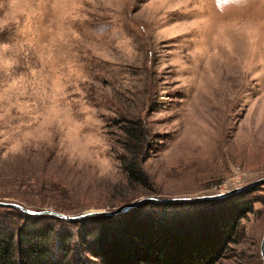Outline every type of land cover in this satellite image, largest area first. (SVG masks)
I'll list each match as a JSON object with an SVG mask.
<instances>
[{
	"label": "rangeland",
	"instance_id": "rangeland-1",
	"mask_svg": "<svg viewBox=\"0 0 264 264\" xmlns=\"http://www.w3.org/2000/svg\"><path fill=\"white\" fill-rule=\"evenodd\" d=\"M263 177L264 0H0V201L75 215L252 189L215 264H264Z\"/></svg>",
	"mask_w": 264,
	"mask_h": 264
},
{
	"label": "trees",
	"instance_id": "trees-1",
	"mask_svg": "<svg viewBox=\"0 0 264 264\" xmlns=\"http://www.w3.org/2000/svg\"><path fill=\"white\" fill-rule=\"evenodd\" d=\"M147 136L141 122L125 127L123 146L131 158L124 168L131 181L140 174L135 160L143 157ZM251 191L144 204L140 215L134 209L92 216L77 232L69 221L0 207V264H215L238 240L240 220L252 209Z\"/></svg>",
	"mask_w": 264,
	"mask_h": 264
},
{
	"label": "water",
	"instance_id": "water-1",
	"mask_svg": "<svg viewBox=\"0 0 264 264\" xmlns=\"http://www.w3.org/2000/svg\"><path fill=\"white\" fill-rule=\"evenodd\" d=\"M254 184H264V177L256 180L254 182ZM242 190H243V188H236L234 190H230V191H227L224 193L198 196V197H192V198H174V199L143 198V199H139V200H137V201H135L129 205H126L123 208L114 209V210H86L80 214H75V215L65 214V213L58 212V211L51 210V209H42V210H38V211H33V210L28 209V208H25L24 206H22L18 203L6 202V201H0V207L16 208V209L22 211L23 213H25L26 215L33 216V217L40 216V215H49V216H53V217L65 220V221L77 222V221L86 220L87 218L92 217V216H117V215H120V214L128 211L129 209H131L137 205H140V204L146 203V202L166 203V202H192V201H202V200H215V199L225 198L231 194L237 193V192L242 191ZM260 255H261V258L264 262V235H263L261 242H260Z\"/></svg>",
	"mask_w": 264,
	"mask_h": 264
}]
</instances>
